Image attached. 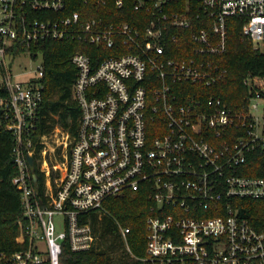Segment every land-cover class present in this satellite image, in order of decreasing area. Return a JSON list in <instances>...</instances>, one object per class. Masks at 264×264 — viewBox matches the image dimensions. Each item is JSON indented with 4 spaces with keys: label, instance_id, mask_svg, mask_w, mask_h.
<instances>
[{
    "label": "built area",
    "instance_id": "obj_1",
    "mask_svg": "<svg viewBox=\"0 0 264 264\" xmlns=\"http://www.w3.org/2000/svg\"><path fill=\"white\" fill-rule=\"evenodd\" d=\"M128 1L0 0V130L15 140L16 241L25 247L0 260L61 264L66 241L75 252L108 250L95 218L115 224L119 253L142 264H264V231L239 204L264 200V112L254 104L264 100V76L244 79L249 95L238 108L182 86L212 87L227 75L217 59L228 51L231 18L263 52L264 0H130L141 16L118 21ZM50 40L112 52L97 65L86 52L71 56L75 135L56 123L35 136L45 89L38 47ZM126 192L150 202L141 258L131 228L106 207Z\"/></svg>",
    "mask_w": 264,
    "mask_h": 264
},
{
    "label": "trees",
    "instance_id": "obj_2",
    "mask_svg": "<svg viewBox=\"0 0 264 264\" xmlns=\"http://www.w3.org/2000/svg\"><path fill=\"white\" fill-rule=\"evenodd\" d=\"M77 8L78 6L73 10ZM116 12L118 21L130 23H136V19L141 16L140 12L133 9L130 0L124 10ZM99 15L102 16L92 13V16ZM242 26L243 23L237 18L229 20L228 51L217 59V62L228 70L227 75L212 87L184 84L182 86L186 89V93L192 95L194 90H198L204 98L218 95L225 98L234 108L244 103L245 97L249 95L244 79L249 75L264 76V50L263 52L255 50L253 44L243 38ZM38 50L44 55L45 74L42 82L45 89L39 112L42 116L40 131L35 136L49 133L56 123H60L65 128L71 127V132L75 135L81 110L72 93L77 69L71 62V56L77 51L86 52L92 56L94 64L97 65L102 58L111 56L112 52L69 40L46 41L38 47ZM14 145L13 135L0 130V257L4 255L10 257L25 248L16 241L20 233L19 221L23 219V206L20 192L13 184V178L17 173L12 156ZM239 204L241 214L249 218L260 231H264V200H242ZM149 205L148 198L138 192H126L106 201V207L112 215L124 226L131 228L129 234L131 248L139 258L145 256L147 235L145 221ZM99 224L101 226H98ZM93 225L108 250L92 249L75 252L72 251L69 241H66L60 257L61 264H142L128 254L119 253L121 242L115 224L110 221L102 225V222L94 218ZM0 264L12 263L0 260Z\"/></svg>",
    "mask_w": 264,
    "mask_h": 264
},
{
    "label": "rangeland",
    "instance_id": "obj_3",
    "mask_svg": "<svg viewBox=\"0 0 264 264\" xmlns=\"http://www.w3.org/2000/svg\"><path fill=\"white\" fill-rule=\"evenodd\" d=\"M25 65H29V67H30L29 69H35L37 67L36 63L29 64L28 62H25ZM17 70H19V68ZM19 71H21V70H19ZM254 104H257L258 108H259L258 111L257 110L255 111V114L258 115V116H262L263 112H264V100L263 99L257 100V101L254 102ZM58 224L60 225V223H58ZM59 225H58V229H59V231H62L63 230V226L61 227Z\"/></svg>",
    "mask_w": 264,
    "mask_h": 264
},
{
    "label": "water",
    "instance_id": "obj_4",
    "mask_svg": "<svg viewBox=\"0 0 264 264\" xmlns=\"http://www.w3.org/2000/svg\"><path fill=\"white\" fill-rule=\"evenodd\" d=\"M29 161H30L31 169H32V171L34 172V170H35L34 159L31 157V158H29ZM34 177L36 178L37 176L34 175Z\"/></svg>",
    "mask_w": 264,
    "mask_h": 264
}]
</instances>
